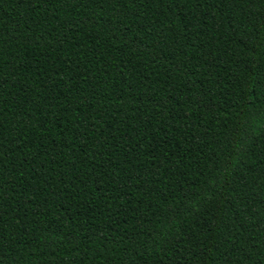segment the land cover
<instances>
[{"label":"trees","instance_id":"1","mask_svg":"<svg viewBox=\"0 0 264 264\" xmlns=\"http://www.w3.org/2000/svg\"><path fill=\"white\" fill-rule=\"evenodd\" d=\"M0 264H264V0H0Z\"/></svg>","mask_w":264,"mask_h":264}]
</instances>
